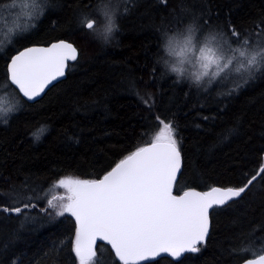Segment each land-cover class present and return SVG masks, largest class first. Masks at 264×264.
Wrapping results in <instances>:
<instances>
[{
  "label": "trees",
  "instance_id": "1",
  "mask_svg": "<svg viewBox=\"0 0 264 264\" xmlns=\"http://www.w3.org/2000/svg\"><path fill=\"white\" fill-rule=\"evenodd\" d=\"M9 1L0 0V7ZM111 1L105 3L123 10ZM45 4L27 31L5 43L0 83L10 56L23 47L65 39L79 55L66 77L40 99L27 102L20 96L19 111L0 118L7 121L0 122V206L11 208L18 195L41 197L32 200L34 220L0 211V264H78L72 250L74 217L41 212L58 193L54 184L65 177H100L152 142L163 127L157 116L172 122L182 157L175 193L241 187L264 166V75L239 88L241 81L228 88L219 77L196 84L170 71L165 47L174 32L188 26L206 32L234 29L255 40L256 33L264 35V0H131L127 14L117 15L119 30L107 44L78 27L82 13L103 22L104 13L97 17L94 11L98 0ZM41 126L47 131L36 140L33 133ZM247 244L264 247L262 178L241 197L211 209L199 252L139 264H238L253 257L238 254ZM97 258L103 264L118 260L105 243L97 244Z\"/></svg>",
  "mask_w": 264,
  "mask_h": 264
},
{
  "label": "snow or ice",
  "instance_id": "2",
  "mask_svg": "<svg viewBox=\"0 0 264 264\" xmlns=\"http://www.w3.org/2000/svg\"><path fill=\"white\" fill-rule=\"evenodd\" d=\"M41 2L33 0V8L39 9L35 15L43 13ZM121 2L123 10L117 11L105 0H98L94 11L99 17L100 8L105 7L102 18L105 22L91 18L90 13H82L78 27L107 44L119 30L117 15H126L131 5V0ZM116 7L118 9L119 5ZM27 30L25 26L21 32L12 35ZM255 35L256 39L252 40L242 37L234 29L228 33L206 32L204 27L196 26L178 29L165 45L167 53L175 58L170 71L177 73L178 78L191 79L199 84L205 77L214 79L234 69L241 81L237 85L239 88L255 79L257 74L264 75V35ZM7 43L13 44L11 36ZM5 47L4 40H0V52ZM78 55V49L64 40L48 47H28L13 55L0 90L9 91L17 103L13 107L0 104V113L19 111L20 93L28 100L40 96L53 81L65 76L69 62L77 61ZM175 63L181 67H176ZM185 63L195 70L188 72L183 67ZM144 103L149 105L148 100ZM156 120L163 127L150 144L125 156L101 179H60L57 186L64 188L66 195L48 199L47 207L41 209L42 213L53 209L57 217L71 214L75 218L72 250L78 264H103L97 258L98 240L111 245L118 258L115 264H139L162 253L174 258L197 253L200 251L198 245L205 241L209 232V209L227 205L241 197L258 178L264 179V166H261L241 187H211L205 192L190 189L182 195H173V185L181 168L180 149L172 122L165 123L159 116ZM46 131L41 126L33 133L34 139L39 140ZM33 199L41 197L18 195L14 198V206H0V211L23 215L25 221L34 220L29 213L30 209L37 207L32 203ZM54 200L60 203L57 205ZM103 250L101 245V254ZM257 251L264 252V247L254 249L247 244L239 249L238 254L255 256L246 264H264V254L256 255Z\"/></svg>",
  "mask_w": 264,
  "mask_h": 264
},
{
  "label": "rangeland",
  "instance_id": "3",
  "mask_svg": "<svg viewBox=\"0 0 264 264\" xmlns=\"http://www.w3.org/2000/svg\"><path fill=\"white\" fill-rule=\"evenodd\" d=\"M105 2L110 3L112 1L106 0ZM114 4L120 5L122 4V2L121 0H115ZM41 6L42 8H45L46 6L45 0H42ZM38 10L39 9L33 8V0H10L8 3L1 6L0 7V40H4V42L8 44L7 43L8 39L11 36L12 40L14 41L15 37H18V35H12V34L19 33L25 28V26L31 25L33 21H35L36 18L38 17V15H35V13H37ZM105 11H106V8L102 6L100 8V13H104ZM166 54L171 62V63L169 62V64L172 67L174 65L175 58L170 56L168 53ZM175 66L181 67L179 63H175ZM183 67L187 69L188 72H192L195 70L191 67V65L187 63H185ZM205 78H208V77H205ZM219 79L222 80L221 82L227 85L228 88H231L232 85H235L234 83H237V81H240L239 74L236 73L234 69L230 72L226 71L225 73H222ZM16 103H17L16 99L13 97V95L9 91L0 90V104H2L4 107H13L14 105H16ZM11 113L13 112L6 113V114L0 113V118H6ZM72 178H75V177H72ZM58 181L54 184V186L58 190V193L56 194L55 197L66 195V190L62 187L57 186ZM58 201L59 200H54V203H57ZM259 248L261 247H258L256 249H259ZM259 253H262V252L257 251L256 255ZM248 255H252V254H248Z\"/></svg>",
  "mask_w": 264,
  "mask_h": 264
},
{
  "label": "water",
  "instance_id": "4",
  "mask_svg": "<svg viewBox=\"0 0 264 264\" xmlns=\"http://www.w3.org/2000/svg\"><path fill=\"white\" fill-rule=\"evenodd\" d=\"M61 40H64V41H66V42H69V43H72V42H70V41H68V40H65V39H59V40H55V41H51L50 43H48V44H34V45H29V46H26V47H23V48H21L19 51H22V50H24L25 48H28V47H48V46H50L52 43H56V42H59V41H61ZM73 44V43H72ZM74 45V44H73ZM75 46V45H74ZM76 47V46H75ZM77 48V47H76ZM19 51H17V52H15L14 54H12L11 56H10V59H9V61H8V63H7V65L10 63V60H11V57L13 56V55H16V54H18V52ZM73 62L72 61H70L69 62V65L70 64H72ZM69 67V66H68ZM67 70H68V68H66L65 69V76H63V77H60V78H58L56 81H53L52 82V84H50L45 90H44V92L43 93H41L40 94V96H38V97H35L33 100H28L26 97H23V94L22 93H20V96L24 99V100H26L27 102H34V101H36V100H38V99H40L44 94H45V92L52 86V85H54L55 83H57V82H59V81H61V80H63L65 77H66V74H67ZM7 71H8V69H7ZM14 88H15V86L14 85H12ZM16 91L18 92L19 90L18 89H16ZM150 144V143H149ZM148 145V144H147ZM147 145H145V146H147ZM180 155H181V153H180ZM119 162V161H118ZM117 162V163H118ZM115 165H113L108 171H110L113 167H114ZM181 168H182V157H181ZM181 168H180V171H181ZM108 171H106L104 174H102L100 177H98V178H96V179H101ZM180 171L178 172V174H177V178H178V176H179V173H180ZM96 179H93V180H96ZM175 185V184H174ZM174 185H173V195H176V196H179V195H182L183 194V192L184 191H188V190H190V189H194V190H196V191H199V192H205V191H208L210 188H208V189H205V190H200V189H197V188H187L186 190H184V191H182V192H180V193H175L174 192ZM212 187H221V188H226V187H232V186H225V187H223V186H212ZM210 212H211V209H209V228H210ZM75 219V218H74ZM207 238V237H206ZM206 238H205V241H206ZM204 241V242H205ZM203 242V243H204ZM98 243H105V244H107L110 248H111V245H109L106 241H104V242H101V241H97V244ZM113 252H114V250H112ZM115 253V252H114ZM262 254H264V253H262ZM261 255V254H260ZM184 256V255H183ZM182 256V257H183ZM160 257H168V258H170V259H172V260H174V261H177V260H179V259H181L182 257H180V258H174V257H171L170 255H168V254H166V253H162L160 256H158V257H155V258H150L148 261H141V262H139V263H144V262H151V261H154V260H156V259H158V258H160ZM255 257H248V258H245V259H243L242 261H240L238 264H246V262L249 260V259H254Z\"/></svg>",
  "mask_w": 264,
  "mask_h": 264
}]
</instances>
